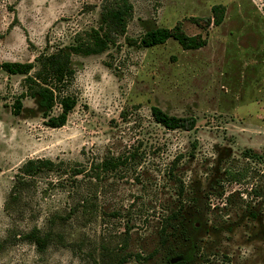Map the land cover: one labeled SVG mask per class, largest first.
<instances>
[{
    "label": "rangeland",
    "instance_id": "obj_1",
    "mask_svg": "<svg viewBox=\"0 0 264 264\" xmlns=\"http://www.w3.org/2000/svg\"><path fill=\"white\" fill-rule=\"evenodd\" d=\"M130 1L116 44L72 55L55 90L78 100L64 126H48L31 96L14 114L27 76L0 69V264H170L179 253L183 264H264V0ZM104 2L0 0V61L69 47L102 24ZM215 4L221 25L193 20ZM177 24L208 44L127 40ZM154 105L197 125L168 129ZM32 158L58 166L16 188ZM112 159L124 164L105 169ZM35 227L56 233L45 250L24 237Z\"/></svg>",
    "mask_w": 264,
    "mask_h": 264
},
{
    "label": "trees",
    "instance_id": "obj_2",
    "mask_svg": "<svg viewBox=\"0 0 264 264\" xmlns=\"http://www.w3.org/2000/svg\"><path fill=\"white\" fill-rule=\"evenodd\" d=\"M134 6L130 0H105L102 7V24L98 28H92L87 31L85 37H79L75 43L69 47L61 48L53 53H43L36 62L28 61H0V69L10 74H22L27 76V90L16 99L14 103V114L18 115L23 109V97L31 96L37 98L40 107L43 109L44 116L47 118V125L57 128L64 126L69 115L76 107L78 100L75 96L59 95L55 90L59 83H65L71 79L74 70L72 68L73 54H99L104 52L110 45L117 43L121 36L127 33L129 19L133 15ZM212 16L207 18H193L194 21H205L207 25H221L224 21L226 8L222 4H215L212 7ZM170 39L177 40L186 50H194L204 47L208 44V38L202 34L188 35L181 24L174 27H158L148 30L138 39L127 37V40L133 44L145 47H152L166 43ZM61 106L58 114H52V110L57 105ZM152 114L155 120L168 129L193 130L197 125V118L194 116H177L166 112L161 107L152 106ZM124 164L119 160H105L103 167L117 168ZM58 163L49 158H32L27 160L20 168L21 173L16 184L20 188L26 183V176H36L44 171L54 170ZM88 206L83 204L84 211ZM178 216L173 213L165 219L163 226L162 242L168 240V236L178 230ZM56 233L53 230L43 231L35 227L24 235L25 239L35 243L39 250H45L53 241ZM61 236V235H60ZM64 238H61L63 240ZM125 257L120 260L123 261ZM189 256L182 253L174 254L169 258L170 264H183L187 262Z\"/></svg>",
    "mask_w": 264,
    "mask_h": 264
}]
</instances>
